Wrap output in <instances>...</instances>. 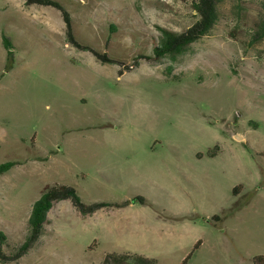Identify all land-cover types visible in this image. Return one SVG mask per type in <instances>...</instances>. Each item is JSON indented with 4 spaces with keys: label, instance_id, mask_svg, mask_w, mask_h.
<instances>
[{
    "label": "rangeland",
    "instance_id": "rangeland-1",
    "mask_svg": "<svg viewBox=\"0 0 264 264\" xmlns=\"http://www.w3.org/2000/svg\"><path fill=\"white\" fill-rule=\"evenodd\" d=\"M57 1L71 14L77 41L118 64L68 44L59 11L0 0V165L19 163L0 176L4 252L25 241L44 187H72L83 203H97L101 184L115 189L119 179L95 174L96 157L144 155L155 147L153 153L188 162L216 157L203 168L217 177L216 200H204L200 211L221 221L203 225L212 227L217 249L229 252L224 264L264 257V39L256 40L264 0H220L213 30L184 54L162 58L154 55L159 29H189L195 0ZM3 33L14 48L8 71ZM237 202L246 208L227 217ZM145 208L141 238L124 243L102 229L98 214L83 216L70 201L57 202L46 234L10 264H103L120 250L181 264L189 243L172 254L166 246L175 243L164 234L178 224L159 207ZM200 255L188 264H202Z\"/></svg>",
    "mask_w": 264,
    "mask_h": 264
},
{
    "label": "crops",
    "instance_id": "crops-1",
    "mask_svg": "<svg viewBox=\"0 0 264 264\" xmlns=\"http://www.w3.org/2000/svg\"><path fill=\"white\" fill-rule=\"evenodd\" d=\"M154 150L155 147H151V153L132 157L118 155L96 157L98 169L95 170V174L100 177L105 175L119 179L115 189L101 184V193L96 200L97 203L126 204L122 207H104L89 216L98 214L100 222L104 224L102 229L106 228L108 235L115 233L118 236L122 235L116 241L134 242L139 241L138 238H141L142 232L140 227L145 226V222L148 221L145 207L148 204L159 207L168 219L178 224V227L164 233L167 236L165 241L175 243L166 246L168 252L173 254L177 249L183 248L184 242L189 243L186 258L200 243L193 255L201 254L202 264H224L228 261L229 252L224 253L217 249L216 239L211 236L212 227L203 225L211 226L209 220L217 215L204 214L200 211L204 200L209 203H214L216 200V197H213V190L218 188L217 177H214L213 171L203 169L214 164L216 157L200 156L188 162L183 160V155H161L153 153ZM105 187H107L106 192ZM183 190L188 194L186 200ZM205 190H210L212 195L203 196ZM240 192L241 190L238 191V195ZM139 198L144 199L145 203L133 201ZM120 252L123 253L113 252V254L130 255L123 250ZM131 256L148 257V255L145 257L136 254ZM248 258L252 262L253 257L248 256ZM244 259H246L245 256L242 259L239 258L237 262L244 264Z\"/></svg>",
    "mask_w": 264,
    "mask_h": 264
},
{
    "label": "trees",
    "instance_id": "trees-1",
    "mask_svg": "<svg viewBox=\"0 0 264 264\" xmlns=\"http://www.w3.org/2000/svg\"><path fill=\"white\" fill-rule=\"evenodd\" d=\"M220 0H195L192 5V9L196 14V22L186 31L177 33L160 28L159 45L154 48V55L157 58H162L166 55L179 56L184 54L189 47L207 36L214 28L218 20V2ZM24 4L27 7L39 6V7H51L61 13L63 22L65 24V37L66 42L76 48L79 51L89 52L93 54L102 64H118L116 60H113L107 56L106 53L100 54L90 45H83L79 43L74 35L73 21L68 9L57 0H24ZM264 39V19L260 22L257 32L256 40ZM2 46L6 51L7 65L5 70H11L14 65V52L13 44L10 39L3 33L2 34ZM129 70V69H127ZM123 73H120L122 75ZM19 163L6 162L0 165V176L6 174ZM242 190L241 187H236L233 190L235 196L238 195V191ZM68 200L72 206L83 216H89L94 214L97 210L104 207H122L123 204H108V203H95L87 205L83 203L81 197L77 191L68 186L53 185L46 186L41 192L40 198L32 205L31 213L28 220V235L25 241L17 247L9 249L8 254L4 252V248L8 247L7 237L4 233L0 232V263L10 264L15 263L26 256L39 242L40 238L46 234L45 226L49 225L48 213L54 207L57 202ZM133 201H139L145 203L142 198L134 199ZM244 206L237 202L234 207L228 210L227 217L232 216L235 211L241 209ZM211 222H220L221 218L216 216L210 219ZM200 243H198L193 251L183 260L181 264H188L192 258L193 252L198 249ZM124 257V258H123ZM125 257H132L127 259ZM112 260L115 264H155L154 260H149L140 256H128L110 254L106 256L103 264H112ZM253 264H264L263 256H256L252 259Z\"/></svg>",
    "mask_w": 264,
    "mask_h": 264
},
{
    "label": "water",
    "instance_id": "water-1",
    "mask_svg": "<svg viewBox=\"0 0 264 264\" xmlns=\"http://www.w3.org/2000/svg\"><path fill=\"white\" fill-rule=\"evenodd\" d=\"M237 139H238V137H237Z\"/></svg>",
    "mask_w": 264,
    "mask_h": 264
}]
</instances>
